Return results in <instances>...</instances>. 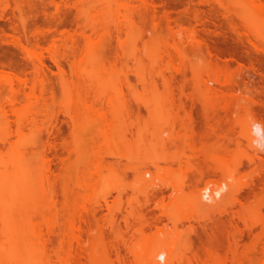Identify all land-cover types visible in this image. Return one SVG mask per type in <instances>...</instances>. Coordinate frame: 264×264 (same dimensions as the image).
Listing matches in <instances>:
<instances>
[{"label":"rangeland","instance_id":"obj_1","mask_svg":"<svg viewBox=\"0 0 264 264\" xmlns=\"http://www.w3.org/2000/svg\"><path fill=\"white\" fill-rule=\"evenodd\" d=\"M154 1H156L155 3L157 6L155 10L151 9L152 7L149 6L150 0H58V4H61L60 8H58V4H54L51 0H0V67L14 71L23 77H31L33 67L23 50L14 43L12 36L15 34L16 27H20L23 18L33 24L34 30L36 27L48 29L49 23L58 22L61 23L60 30H75L82 27L88 32H92L89 24L90 22L99 21V23H101L106 21L110 24L111 39L114 40L115 45L117 44L116 37L118 34L122 35V40L125 42V103H94L91 104V106L94 107H90L89 109L92 110V112L86 110V107L89 108L86 106V103H84L86 107H81L83 103L81 105L80 103H74L76 106L73 103H61L63 98L62 85L61 83L59 85V82L55 81L56 79H54L53 75L52 78L54 82L53 80L51 82L53 86H50L51 88L54 87L56 98L49 101L51 103H48V116L42 124L45 137V146L43 150H47L48 154H50L49 156H51L53 160L54 167L60 172L58 207L60 209L59 220L61 221H59V223L65 225H63L65 228L61 225L62 232L66 229L65 234L61 235H64L63 237L65 240V235H67V233L74 236L72 240L67 237L66 242L67 244L73 242L71 244L76 248H80L81 246H88V248L92 246L93 248L95 247L94 250L91 248L93 252H98L96 256L91 251L92 258L96 261L92 260L91 262H95V264H139L141 257L139 258V256H137L139 252L138 254L136 253V248H138V245L140 248L141 242L143 243V240H145L144 233H146L145 236L152 235L158 231L157 229H159V227H164L163 224L159 223V218H164L160 206L161 201L165 200L169 202L170 197L173 196V189L170 186H166L165 181L158 180L157 185L144 190L140 189L142 188L143 175L138 167L145 156H143L142 153L140 156H143V158L141 157V159H138L137 156L127 155L128 152L126 153L124 149L111 145L108 141L110 133L116 132L115 130L117 129L118 131L121 130L120 133L121 136L123 135V138L121 137L123 143L125 144L127 142L133 144V146L135 145V147L138 146L137 143H139V141H143V139H140L143 135L146 136L148 134L146 136L147 138L149 136L158 137L160 135L159 139L161 136H168L167 133H163L162 130L165 126H162V121H159L157 119L158 117L156 118V112L154 113V111H156V105L152 106V104H155L156 101L155 103H152V101H154L153 98L156 100L158 99V102H161L163 98L170 100L169 96L172 97L171 100L176 102L173 103L176 104L173 106L177 107V110L181 112V115H183L185 119L190 117L193 119L194 126H196L195 130L197 129L199 131L196 130L198 133L201 132L202 136H204V132L205 136L211 132H208L210 127L211 129L212 126L213 128L218 127L219 123L222 124L223 122L225 123L222 124L226 129L225 134L232 132L228 129L230 127L228 122L226 120L221 121L222 119L220 120L218 118L220 116H217H224V111H221L220 114L216 112V115H213L210 113L211 110H209L210 112H208L210 115L208 114V116L205 114L207 111H204L205 105L203 102L201 104L197 99H199L198 97H200V95L202 97L204 91L207 92L208 89H210L209 87L216 85L219 89H227L225 84L218 85L216 83L214 84V82L209 84L205 83L204 79L207 77L206 73H208V71L218 67V65H224L227 59L228 62L233 63V70L241 67V65L239 62L230 60L228 54L226 58H222L224 59L223 62L220 58V60H218V57L213 56L214 52H211L212 55L209 53L210 49L208 45L206 46V44H204L203 39H210V41L214 40L211 44L216 45L217 52L234 50L243 57H248L251 52L255 56L253 60L254 65L264 72V44L261 45V43L264 42V38L256 40L258 41L257 43L261 42V46L249 41L246 34L247 29L243 20L244 18H241L245 12L243 13L234 3L228 2V4L226 3L223 5L218 0ZM260 1L264 4V0ZM262 2H256V4ZM228 9L231 11H228ZM101 10H106L104 15H101ZM240 12L242 14H240ZM80 13H82V15ZM262 22L264 23V19ZM116 23L121 24L120 30L116 26ZM263 23H261V25H263ZM258 27H260V24ZM19 29H22V25ZM22 30H20L21 33H25V31ZM32 33L27 31L23 36L35 42L36 39ZM186 39H188L187 42H181V40L185 41ZM193 39L196 41L195 43L192 42ZM197 40H201V51H199L200 49L198 50V47L195 48V46H192L190 43L192 42L196 45V43H198ZM42 43L47 46L49 39L43 38ZM165 45L171 46V49L176 55H179L181 51L189 56L191 55V57H193L192 60L189 56L191 61L182 58L180 55L176 56L177 58L173 63L168 64L165 60L161 63L160 61L163 60L160 59L159 61L158 58L157 60L160 63L158 62L159 65L157 63L155 64L157 60L153 58L155 55L153 50H158V46L164 47ZM199 55H202L201 57L204 56L203 59L199 58ZM247 61L246 66H252V63L248 65L251 61ZM184 64L186 67L184 76L175 73V67H183ZM193 66L199 69V72L204 71L203 73L201 72V79L197 76L198 74H194ZM172 70L175 76L172 74L174 77H167ZM249 79H247L248 82L246 81L247 85H242L243 88L246 86L243 93L241 91L242 89H240L241 87L236 86L235 88H237L236 90L238 92L232 91V94H234V96L236 95L235 98L238 96L236 100L238 101L240 99L239 103H241L242 98L249 100H246L247 103L264 116V76L255 75V77L252 76ZM51 91L53 90L51 89ZM237 94L242 95L239 96ZM151 97L152 99H150ZM244 99H242V102ZM163 101L166 103V100ZM167 103L169 104V101ZM25 104L27 105V103ZM78 105H80L81 108L78 109ZM202 105H204V108ZM73 106H75L78 111H76V108H72ZM117 107L121 113L116 110ZM167 107L170 106L168 105ZM72 109H74V112H72ZM103 115L104 117H102ZM105 116L107 118H105ZM207 117L211 118L209 119L210 121L206 119ZM91 118L93 122L97 120L98 123L96 121L95 125L94 123L92 124ZM99 118L101 120H98ZM103 118L106 121L108 120V122L114 119L116 123L110 122L108 124ZM159 122L161 123L160 126ZM111 124L113 125L111 126ZM116 124H120V126L118 125V127H116ZM149 124H151L150 126L153 125L154 128L147 126V130L150 128V131L147 132L144 125ZM55 128L59 129L60 134L57 139L59 143V158L54 156L53 150H50L48 145V140L53 141L56 139V134L54 133ZM104 128L109 132L106 133L107 130ZM144 129L146 131H143ZM238 129L239 128H237L236 131H239ZM100 130H103V132ZM104 130H106V132ZM151 130L155 131V134H153ZM206 131L208 133H206ZM104 132L107 135H105ZM210 134L214 135L212 132ZM232 134L233 132L231 135ZM235 135L237 136L238 133ZM146 137L145 139H147ZM214 137L212 136V138ZM239 137H241L240 134L236 137V142H238L237 139ZM216 139L214 138L211 142H216ZM221 140L225 141L226 139ZM227 140L226 142L230 141ZM241 140H243V138H241ZM243 141H245V139ZM243 141L240 145L245 144ZM140 144L141 143H139V145ZM237 144L234 140H231L228 145L230 149L236 148V151H234L239 152L238 148H240V145L236 147ZM157 145H160V143H157ZM156 147L153 149H156ZM244 147L247 148V144ZM158 149H160L159 146L157 150H147L151 153L153 151L158 153ZM232 149L230 152L233 151ZM239 150L240 152L242 151L241 148ZM244 151H242V153ZM261 151L262 155L260 154V159L262 163H264V148H261ZM147 155L146 153V156ZM161 162L164 166L167 165L164 160ZM93 164L96 168H94ZM247 165L242 169V179L249 180L252 177H258L260 171L255 173V170L252 168L254 166L250 164V166ZM67 166L70 169L67 168ZM92 168L93 171H91ZM68 171L74 174H70ZM80 171H82V174L86 173L85 176L87 174L89 175L86 176L85 180H82V185L78 184L84 177L81 176ZM193 171H196V176L192 174L193 179L187 181L186 185H197L196 182L200 175H198L199 172L196 169ZM78 174L80 176H78ZM95 174L96 178L94 176ZM92 176L95 180L97 178L101 179L99 180L100 186L98 180L95 181ZM144 176L150 179L153 177V172L147 171ZM87 179H89L88 183L93 180L91 182H93L96 187H94L91 182L89 183L91 186L86 184ZM216 179L219 181L221 179L220 175H218ZM84 183L90 187L85 185L87 188L84 186L85 190H82ZM69 188H72L69 190L72 193L75 191L74 195H78L76 197L79 198V196H82L80 199L83 197L87 199L86 201V199L83 198V200H81L83 204L82 202L79 204L80 199H77L78 203H76V197H74L73 201L76 203V206H74L76 210L74 209L75 212L72 210L74 221L71 224L69 206H67L69 201H66L68 200L66 198L69 197V192H67ZM137 188L139 190H137ZM91 191L92 193H90ZM85 193H89L88 198ZM70 196H72L71 193ZM244 197L245 198H242L244 202L242 204L236 202L231 205V203L226 200H219L220 203L217 202L218 204L215 205V202V206L213 205L214 207L210 206L208 208H211L210 210L207 209L208 211L201 213V219L185 220L183 223L184 225L182 224L179 227L180 230H177V234L176 230V232H174L173 227V229H171V227L169 229L173 230V233L178 237L181 235L179 237L180 245L182 244L181 246H185V248L187 245V249H185L184 252H188L189 246H192L191 248L194 249L192 253L191 248L189 249L191 255L195 254L194 252L196 251L200 256L201 254L205 256L207 251L204 248V242L207 244L209 243V245L206 244V246L211 248L212 253L210 256L209 254L206 255V257L208 256V259L211 258V261L209 262L206 257L205 260L210 264L211 262L212 264H230L233 255L231 243L234 238L237 239L238 242L236 252L238 264H264V234L261 232V227L264 224L261 223L264 222V187L247 193ZM77 204L81 205V208ZM258 206H260V208ZM259 209L261 212H257ZM232 214H234L235 217L234 222L232 221ZM90 223H92L94 227ZM156 223L159 224L155 225ZM89 226L93 227V229L95 228V230L92 229V231ZM67 230L69 231L66 233ZM99 235L103 236V239L102 236L98 237L99 239L101 238L100 240L102 241L97 238ZM93 236H96L94 238H97L99 242L93 239ZM97 243L99 244L97 245ZM96 246H98L97 249ZM205 251L206 253L204 254ZM197 258L198 257H196L197 261L201 260ZM202 258L200 262L205 261L204 257ZM185 259L188 260L186 256L184 257V260ZM193 259L194 257L192 260ZM162 262L164 261L162 260ZM200 262L194 263L201 264Z\"/></svg>","mask_w":264,"mask_h":264},{"label":"bare ground","instance_id":"obj_2","mask_svg":"<svg viewBox=\"0 0 264 264\" xmlns=\"http://www.w3.org/2000/svg\"><path fill=\"white\" fill-rule=\"evenodd\" d=\"M218 1L223 5L226 3L228 4V2L234 3L243 13L245 12L241 18H244L247 37L251 43H256V45L259 46L261 42L257 43L258 41L256 40L264 38V28H262L264 27V23L262 22L264 19L263 2L260 0ZM51 2L54 4L56 3V5L59 3L58 0H51ZM155 2L154 0H150L149 6L152 7L151 9H156L157 6ZM256 2L262 3L256 4ZM57 6L60 8L61 4ZM228 11L231 10L228 9ZM105 12L106 10H101V15H104ZM80 14L82 15V13ZM240 14L242 13L240 12ZM260 22L263 23V25H261ZM258 23L260 27H258ZM89 24L92 32H88L82 27L75 30L63 31L60 30L61 23L58 22L49 23L48 29L36 27L34 30L33 24L23 18L20 27L17 25L18 28L16 27L15 34L12 36L14 43L23 50L25 56L31 62L33 67L32 75L31 77H23L14 71L0 67V264H95L96 262L93 260L91 253L95 247L93 248L92 246L88 248V246H81L80 248H76L71 244L73 242L70 241H68L70 244H67V237L71 240L72 237H74L67 233L69 230L66 231V240L63 237L64 235H61L65 234L66 229L62 232L61 225L63 226L64 224L59 223V221H61L59 220L60 209L58 207L60 172L54 167L53 160L51 156H49L50 154H48L47 150H43L45 146V137L42 128V124L48 116V103H51L49 102L51 99L56 98L55 89L50 86L52 85V80L54 82V79H56V82H59V85L60 83L62 85L63 98L61 103H80V105L83 103L81 107H89H86V110H89L90 107L93 108L94 106H91V104L94 103H125L124 81L126 74V55L124 50L125 42L122 40V35H117V44L115 45L114 40L111 39L112 34L108 22L103 21L99 23V21H95ZM21 25L23 30L19 29ZM116 26L120 30L121 24L116 23ZM20 30L25 31V33H27V31H30V33L33 32L32 34L36 41L33 42L26 39L23 36L25 33H21ZM43 38L49 39L47 46L42 43ZM187 41L188 39L185 41L181 40V42ZM213 41L214 40L210 41V39H203L204 44H206V46L208 45L211 55V52H214L215 55L213 53V56L218 57V60L221 59L223 62L224 59L222 58H226L228 54L230 60L239 62L241 67L233 70V63L228 62L227 59L224 65H218V67L210 71L206 70L208 71V73H206L207 77L205 79L203 78L205 83L209 84L214 82V84L216 83L218 85L225 84L227 89H219L216 85L209 87L210 89H208L207 92L204 91L202 94L203 96L201 97L200 95L197 100H199L201 104L203 102L205 105L206 110L204 105H202L204 111L208 112L211 110V112H209L213 115H216V112L220 114L221 111H224L223 113L225 114L222 113L224 116H217H220L218 118L220 120L222 119L221 121L226 120L228 122L230 126L228 129L233 132L232 135V132L225 134L226 129L222 125L225 124L223 122L222 124L219 123L218 127L213 128L212 126V129L210 127L208 132L211 131L214 135L206 131L208 134L205 136L204 132V136H202L201 132L198 133L199 131L197 129L198 132L195 130L196 126H194L193 119L191 117L185 119L183 115H181V112L177 110V107L173 106L176 105L173 104L176 102L171 100L172 97L169 96L171 101L167 98H163L161 102H158V99L156 100L155 98H153L154 101L150 100L152 97L149 99L152 103L156 101L155 104H152V106L156 105V109L154 108L156 111H154V113L156 112V118L158 117L157 119L162 121V126H165L162 130L163 133H167L168 136H161L160 139V135L158 137L149 136L147 138L146 136L148 134L145 133L147 135L141 136L140 139H143V141H139L141 144L139 145V143H137L138 146L136 147L135 145L133 146V144L127 143L125 140L127 144L123 143L121 139L123 135L121 136L120 128V131L116 128L117 130H115L116 132L114 133L110 131L111 133L108 136L110 144L124 149L126 153L128 152L127 155L137 156L138 159L145 156L138 167L143 175L142 188L140 189L144 190L153 187L157 185L158 180L165 181L166 186H170L173 189V196L170 197V201L168 200L169 202H166L163 200L160 205L164 218H159V223L163 224L164 227H159V229H157L158 231L152 235L145 236L146 233H144L145 240H143V237V243L141 242L140 248L139 245L137 246L139 249L136 248V253L138 254L139 252L137 256H139V258L141 257L139 261L142 264H196L202 261V257H204L205 260L208 257H206V255H211V248L206 246L207 243L204 242V248L207 254L205 256L201 254L202 257L200 254H197L198 252L196 253V251L194 252L195 254H193L194 256L191 255L194 250L191 248L192 246H189V249L191 248V253L189 249L188 252H184V250L187 249V245L186 248L185 246H183V248L181 246L182 244L180 245L179 242V237L181 235L179 237L176 235L180 230L179 227L185 220L201 219V213L210 210L211 208H208L213 206L215 202V205H217L219 200H226L231 203V205L236 202L242 204L244 203L242 198H245L244 196L247 193L264 187V163H262L260 159V154L262 155L261 148H264V116L247 103L249 100L241 97L244 99L243 102L245 103L242 102V99L241 103H239L240 99L238 101L236 100L238 96L235 98L236 95L234 96V94H232V91H237V88H235L236 86L241 87L240 89H242L241 91L243 93L246 86L243 88L242 85H247V79L252 76L255 77V75L264 76V72L254 65L253 60L255 56L251 52L248 57H243L234 50L217 52L216 45L211 44ZM192 42L195 43L196 41L193 39ZM192 42H190L192 46H195V48L198 47V50L200 49L199 51H201V40H197L198 43H196V45ZM262 44H264V42L261 43V45ZM176 47L178 48L177 45ZM155 50H153L155 52L153 58L155 60L159 58V61L160 59L163 60L160 61L161 63L164 62V60L167 61L168 64L173 63L177 58L176 56L180 55L188 61H191L193 58L183 51H181L179 55H176L169 45H165L164 47L158 46V50ZM188 56L191 57V60ZM199 56L201 59L204 57H201L202 55ZM247 60H249V62L251 61L248 65L252 63V66H246ZM159 61L157 60L155 64H158ZM185 68L184 64L183 67H175L174 71L184 76ZM198 70L199 69L193 66L194 74H198L197 76L201 79V74L204 71H201V73ZM171 72L169 74L170 76L168 75L167 77L170 78L174 75L173 70ZM53 75L54 79L52 78ZM51 89L53 91H51ZM237 95L241 96L242 94ZM163 100H166V103L169 101V104H166ZM25 103H27V105ZM84 103H86V106ZM80 105L77 106L78 109L81 108ZM75 106L72 108H76ZM116 110H118V107ZM76 111H78L77 108ZM72 112H74V109H72ZM89 112H92V110H89ZM207 112H205V114L210 115V113ZM102 117H104V115ZM105 118L107 117L105 116ZM206 119L209 120L211 118L207 117ZM98 120L101 119L99 118ZM96 121H92V124L94 123L95 125ZM104 121L106 120L104 119ZM106 122H108V120ZM110 122L116 123L114 119ZM110 122H108V124ZM99 123L101 124L100 121ZM160 124L159 122V126ZM112 125L113 124H111V126ZM118 125L120 126V124H116V127H118ZM150 125L151 124L144 125L145 129L147 130V126L150 128L153 127V125ZM150 128H148L149 130H147V132L150 131ZM237 128H239V131H236ZM56 129L57 128H55L54 131L56 139L53 141L48 140V145L49 149L53 150L54 156L59 158V143L57 139L60 134L59 129H57V131ZM145 129L143 131H146ZM106 130L104 131L106 132ZM100 131L103 132V130ZM108 132L107 130L106 133ZM106 133L105 135H107ZM152 133L155 134V131H152ZM236 133H238L237 136H239V134L241 136L237 139L238 142L235 140L237 137L235 135ZM212 136H215V139L218 137L214 143L211 142V140H214ZM145 137L147 139H145ZM219 138L228 139L230 141L234 140L236 144L238 143L236 147H239L240 143L245 139V141H243L245 144H241L242 146L240 145L241 150L245 151L242 153V151L240 152L239 150L240 148H238L239 154V152H235L236 148H231L233 151L230 152L231 149L228 145L230 141L226 142V140L224 141ZM241 138H243V140H241ZM157 143H160V145H157ZM246 144L247 148L244 147ZM156 145L160 148L158 149V153L154 151L151 153L149 150H157ZM155 147L156 149H153ZM145 152L148 154L147 156ZM142 153L143 156H140ZM161 159L166 162V166L162 164ZM249 164L254 166L252 168L255 170V173L260 171L259 176L252 177L249 180H243L242 169L246 165L250 166ZM96 166L99 167L98 165ZM67 168L69 167L67 166ZM94 168H96L95 165ZM194 169L199 172L198 175L201 177L197 176L201 179L197 180V185H186L187 181L193 179L192 174L196 176V171H193ZM70 171L68 172L70 173ZM91 171H93V168ZM147 171L153 172V177L150 179L144 176ZM80 172L81 176H84V179L80 177L81 181H79L78 184L82 185V180H85L88 174L85 176L86 173L82 174V171ZM71 173L74 174L73 172ZM218 175L221 177L219 181L216 179ZM78 176L80 175L78 174ZM94 176L96 178V174ZM92 178L94 179L93 176ZM89 179L86 180V184L93 181L91 180L88 183ZM96 180H98L100 186L99 180L101 179L97 178ZM85 183L82 190H85L86 186H91V184L88 186ZM91 183L93 184V182ZM138 188L137 190H139ZM70 189L72 188H69L67 191L69 192L70 198H66L68 199L66 201L69 202L66 203L68 204L67 206H69L71 224L74 221L72 210L75 209L74 206L78 203L77 199H80L82 196H79V198L76 197L78 195H74L75 191L72 190V193L69 191ZM70 193L72 196H70ZM90 193H92V191ZM85 194H87L88 198L89 193ZM74 197H76V203L73 201ZM83 198L79 200V204H81ZM84 199H86V197ZM79 204L77 205L81 208ZM258 207L260 208V206ZM257 212H261L260 209L259 211L257 210ZM133 213L135 215L134 209ZM234 218V214H232L233 222ZM261 223L263 224L264 222ZM92 226L94 227L93 224ZM93 227H90L91 230ZM170 227L171 229L174 228V232L178 230L176 234L173 233V230L169 229ZM261 228V232L264 234V224ZM93 230H95V228ZM100 236L102 235L97 236V238ZM94 237L96 236H93V239H95ZM97 238L95 240L99 242V238ZM98 244L99 243H97V245ZM207 245H209V243ZM97 248L98 246H96V249ZM231 248L233 255L230 264H238L236 255L238 248L237 239H233ZM97 253V251L93 252L94 255ZM185 256L188 259H185L186 261L184 260ZM191 256L194 257L193 260L196 263L193 262V257L190 258ZM196 257L201 260L197 261ZM210 259L211 258H207L209 262L211 261ZM92 260L95 262H91ZM162 260L164 262H162ZM207 260L200 263L210 264Z\"/></svg>","mask_w":264,"mask_h":264}]
</instances>
